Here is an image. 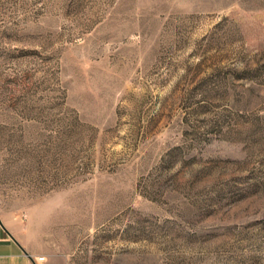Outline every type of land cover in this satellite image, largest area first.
<instances>
[{
  "label": "rangeland",
  "instance_id": "obj_1",
  "mask_svg": "<svg viewBox=\"0 0 264 264\" xmlns=\"http://www.w3.org/2000/svg\"><path fill=\"white\" fill-rule=\"evenodd\" d=\"M0 210L55 264H264V0H0Z\"/></svg>",
  "mask_w": 264,
  "mask_h": 264
},
{
  "label": "crops",
  "instance_id": "obj_2",
  "mask_svg": "<svg viewBox=\"0 0 264 264\" xmlns=\"http://www.w3.org/2000/svg\"><path fill=\"white\" fill-rule=\"evenodd\" d=\"M31 247L24 223L0 210V264H55Z\"/></svg>",
  "mask_w": 264,
  "mask_h": 264
},
{
  "label": "built area",
  "instance_id": "obj_3",
  "mask_svg": "<svg viewBox=\"0 0 264 264\" xmlns=\"http://www.w3.org/2000/svg\"><path fill=\"white\" fill-rule=\"evenodd\" d=\"M22 218H26V217H25V216H23ZM43 259H44V257H41V258H40V260H43Z\"/></svg>",
  "mask_w": 264,
  "mask_h": 264
}]
</instances>
